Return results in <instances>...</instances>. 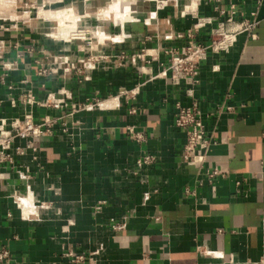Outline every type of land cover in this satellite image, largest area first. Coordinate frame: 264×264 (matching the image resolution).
Wrapping results in <instances>:
<instances>
[{
  "label": "crops",
  "instance_id": "crops-1",
  "mask_svg": "<svg viewBox=\"0 0 264 264\" xmlns=\"http://www.w3.org/2000/svg\"><path fill=\"white\" fill-rule=\"evenodd\" d=\"M12 1L31 5L0 16V122L54 123L0 163V264H264V0H122L123 21L98 16L113 0ZM61 8L81 17L67 38L43 13ZM231 17L259 24L202 62L194 96L216 143L187 165L175 112L191 98L161 75L167 50L210 43ZM145 153L156 162L139 167Z\"/></svg>",
  "mask_w": 264,
  "mask_h": 264
},
{
  "label": "built area",
  "instance_id": "built-area-1",
  "mask_svg": "<svg viewBox=\"0 0 264 264\" xmlns=\"http://www.w3.org/2000/svg\"><path fill=\"white\" fill-rule=\"evenodd\" d=\"M164 2L166 3L167 1H157L159 5ZM224 12L225 10L222 11V13ZM258 24V21L247 20L235 22L231 17L225 22H221L218 28L213 30V38L210 43L205 44L191 40L182 47L167 50L170 59L161 75L169 76L174 84H185L187 86L186 94L191 98L189 104L177 102L175 112V125L185 133L186 140L182 152V160L185 164L202 168L211 146L216 143L213 134L207 129L204 113L194 96L195 87L199 83L202 62L207 58L210 50L215 52L228 50L235 43L240 33L253 31ZM122 58H126V56H122ZM78 70L80 72L81 68L79 67ZM47 72L49 70L43 69L40 73L46 74ZM22 99L31 102L35 100V97L31 93H27L24 94ZM53 123V120L36 123L32 118L15 119L7 123L6 120L2 119L0 122V163L13 160L10 150L18 138L26 139L27 141L25 148L20 146L16 148L18 154H23L25 149L32 148L36 150L35 140L51 133ZM155 162L156 156L152 153H145L137 159L139 167L151 166ZM220 175L223 176L224 174L218 168L214 167L212 170H208V183L213 184L215 178ZM203 183L204 181L200 180L199 185L202 186ZM187 192L191 193L194 190L187 188ZM104 203V201H99L96 209L100 210ZM123 227V223L114 221L113 228L115 230H120ZM68 255L77 263H84L89 259L85 253L75 254L74 252H69ZM10 258V249L7 246L0 245V263L8 261Z\"/></svg>",
  "mask_w": 264,
  "mask_h": 264
},
{
  "label": "bare ground",
  "instance_id": "bare-ground-1",
  "mask_svg": "<svg viewBox=\"0 0 264 264\" xmlns=\"http://www.w3.org/2000/svg\"><path fill=\"white\" fill-rule=\"evenodd\" d=\"M15 6L16 5H15V3H13L12 0H0V16H10V15L12 16V11L14 10ZM130 9H131L130 7H126L125 10H121L120 9V0H113V3L110 6H108L107 9L103 8V10H100V12L98 13V16L103 18L105 15H108V13L112 10L115 12V17L120 18L121 21H123L126 18H130V16H131L130 15ZM14 14H15V11H14ZM53 16L59 21V24H58L59 29H60L59 33H58L59 36L61 35L64 38L65 37L67 38V37H70L72 34L78 33L77 26L79 25V20L81 17L79 16V14H76L73 9H71V8L70 9L69 8L62 9L61 8L59 10H56L55 13L53 14ZM28 199H29L30 203L33 202L31 198H28ZM26 202H28V201H26ZM28 204L29 203H27V205ZM30 209H32V208H30Z\"/></svg>",
  "mask_w": 264,
  "mask_h": 264
},
{
  "label": "rangeland",
  "instance_id": "rangeland-1",
  "mask_svg": "<svg viewBox=\"0 0 264 264\" xmlns=\"http://www.w3.org/2000/svg\"><path fill=\"white\" fill-rule=\"evenodd\" d=\"M46 1H50V0H46ZM122 0H120V2H121ZM41 3V2H40ZM40 3H38V4H35V6H38V5H40ZM31 4H29V5H27V6H24V4L23 3H18L17 5H16V8H18V13L19 14H26V10H28L30 7ZM64 4H56V5H52V6H50V5H47L46 6V8H51V7H55V8H58V7H61V6H63ZM16 8H15V15H14V17L17 15V13H16ZM44 13V15H46V16H49V18H50V16H52L54 13H55V10H50V9H45V11L43 12ZM13 18V17H12ZM16 18V17H15ZM56 22V21H55ZM74 23V22H73ZM58 22H56V23H52V25H53V27L54 26H56V29H55V31H53L52 33H51V35L53 34V33H59V26H58ZM77 29H78V32H79V28H78V26H77ZM53 36V35H52ZM54 37V36H53ZM59 38H61V37H59Z\"/></svg>",
  "mask_w": 264,
  "mask_h": 264
}]
</instances>
